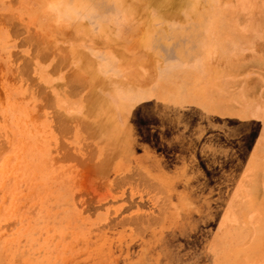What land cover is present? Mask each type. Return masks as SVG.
Returning <instances> with one entry per match:
<instances>
[{"label":"rangeland","instance_id":"rangeland-1","mask_svg":"<svg viewBox=\"0 0 264 264\" xmlns=\"http://www.w3.org/2000/svg\"><path fill=\"white\" fill-rule=\"evenodd\" d=\"M61 1L0 0V264H264V214L248 212L251 196L264 208V0L218 28L205 55L225 45L230 58L260 59L235 76L238 91L256 90L234 106L204 99V110L183 101L196 85L188 75L174 77L180 106L160 102L173 77L137 40L162 10L177 14L157 31L183 28L212 0H120L140 12L119 29ZM170 59L168 72L183 71ZM193 172L215 173L197 188Z\"/></svg>","mask_w":264,"mask_h":264},{"label":"bare ground","instance_id":"bare-ground-1","mask_svg":"<svg viewBox=\"0 0 264 264\" xmlns=\"http://www.w3.org/2000/svg\"><path fill=\"white\" fill-rule=\"evenodd\" d=\"M153 1L156 4V6L158 5L160 7L161 6H163V7L164 6L165 7L170 6L174 2V0H153ZM216 3H217L216 1L214 2V0H212V5L208 10L207 9L205 10L204 7L203 8L199 7L198 10H195V12H193L194 17L185 26H182L183 28H176V27H170V26L169 27L167 26L166 28H164V26H163V28L160 31H157L156 28L154 27L153 22L165 20L166 17L172 18L173 15L177 14V13H174V12H176V10L173 12L174 14L171 13V10H167V9L162 10L161 13L158 15V18H155L154 21L152 20L151 24H148V26H147V22H145L144 30L142 29L143 31L140 35V38L138 37L137 41L140 42V39H141V45L142 44H145V45H147V44L152 45L153 44L156 48H158L160 50L159 53H161V55L163 56L164 63H165V68H164V74L165 75H167L166 72L168 69H172L174 67L171 63H169V61L171 60L170 58H174V59H176V65L180 66L179 68L182 67V69L185 71H188L190 68H192L191 70H195L198 72V75L195 76L197 81H203L204 80V78H202V77H204L203 73H207V70H205L204 63H203V59L207 53V49L209 47H212L213 43L220 44L219 40H216V41L213 40L214 31H216L218 28H220L223 31L229 30L231 25L237 24L238 16H233V15H237L236 12H240L241 9L251 10L254 8V2L252 0H238L237 5L233 6V7H229V10H217V9L214 10L213 6ZM173 5H174V3H173ZM60 6L63 7V10H68V15H71V16H73L74 14L76 15V9L77 8H79L80 10H81V8H82V10L84 8L85 9L90 8V9H92V10H90L91 14L97 16V18L99 19V22H98L99 24H103V23L105 24V23L110 22V23L114 24L118 29H119L118 23L121 24L125 21V19L132 18L134 16L135 11L137 14H139V12H140V10H137V9L136 10H129L128 9L129 7L127 8L123 4H121L120 0H62L60 2ZM131 6H132V4H131ZM138 7L140 9V6H138ZM179 7H180V5H179ZM189 11H191V10H187V12H189ZM171 14H172V16H171ZM177 18H178V16H177ZM179 20H180V18H179ZM183 20H185V19H183ZM158 28H160V27L158 26ZM164 35H166V37H165V39H162L161 37H163ZM167 36H168V38H167ZM180 37H183V38H180ZM169 38H170V40H167ZM120 52H121V54L123 53V51H120ZM82 59H84V58L82 57ZM107 62L111 63V59L109 57H107V60H106V64L108 66ZM83 63H84V61H83ZM122 63H123V61H122ZM94 64H95V62H94ZM86 65L89 69H94V67H95L90 61H87V59H86ZM86 65H83V66H85V68H86ZM92 65H93V68H92ZM77 77L80 78V76H77ZM77 80H79V79H77ZM81 80H83V82L79 80L80 83L82 82L84 84V79H81ZM98 80H96V81H98ZM94 83H95V85L97 84L96 82H94ZM102 84H104V82H102ZM85 85H87V82ZM89 87H91V86H89ZM95 91H96V89H95ZM95 91H94V93H96ZM123 91L125 92L124 93V95H125L126 93H129L131 90L124 87ZM89 92L92 93V90L91 91L89 90L88 93ZM175 92L170 96H174ZM93 98H94V96H93ZM95 98H97V97H95ZM96 102H97V100L94 102V104ZM135 105L136 104L133 102V100H129V101L125 100V102L122 100H119V107L122 110L123 109L129 110V108L132 109ZM157 105H154V106L160 107V110L166 108L165 106L162 107L161 106L162 104H157ZM95 107H94V111H95ZM152 108H154V107H152ZM243 108L245 109L247 116L253 115V114L255 115L256 113L259 112V105L253 106L250 104H245L243 106ZM94 111L92 110L91 112L94 114ZM90 115H91V113H90ZM91 123H93V122H91ZM91 123L90 124L88 123L87 126L91 127ZM104 124H107V123H103V125ZM99 126L100 125H98V127ZM91 129H92V127H91ZM94 132H95V130H93V132H91V133H94ZM95 133H97V132H95ZM187 140H190V139H187ZM262 151L264 152V148ZM185 153L186 152H184V154ZM186 158L189 159L188 156ZM250 159H251V157H250ZM214 173L215 172H212V175H211V172H204V173L203 172H193L192 177L195 178L196 187L197 188L198 187L203 188L204 185L206 184L204 182L205 178L209 180V178H212ZM248 202H249V206L251 208L250 211L248 210V212L250 214H255L257 216H263L264 208H262L259 205H253L252 196L248 198Z\"/></svg>","mask_w":264,"mask_h":264},{"label":"crops","instance_id":"crops-1","mask_svg":"<svg viewBox=\"0 0 264 264\" xmlns=\"http://www.w3.org/2000/svg\"><path fill=\"white\" fill-rule=\"evenodd\" d=\"M216 33L217 30L214 31V35H213V40H220V37H216ZM228 47H226L225 45H222V51L219 52L218 54H212L210 55L208 58H204L203 63H204V68L205 70H207V73H203L204 74V80L198 82L196 79V75H198V72L195 70H191L192 68H190L188 70V73L184 72L185 70H183L182 68H178L181 69L183 71H179L176 69L175 72H168L169 70H167V75L165 77L166 80H168L170 77L172 78V86L171 89L172 90H176L174 96H169L171 99V101H169V97H166L167 100H163V98H161L160 96V102L164 103L166 105H176V106H180V103L183 101H193L192 103L196 106L199 107L200 109L204 110V108L202 107V100L204 99H208V98H215V99H219L220 104H228L230 106H234L235 104V100L239 99H245V97H248L252 94L253 91L256 90V86L251 85V87H241L243 88L242 90L236 89V80H235V76L237 75H242L243 73H247V70L250 67H254L255 62H259L260 59L258 58H253L249 59L248 56L244 55L241 51L240 53H238V50L236 49L235 52H231V57L230 58L227 54V52H229V50H227ZM223 51H225V54H223ZM254 55H256L254 53ZM262 56H264V54H261ZM211 60V61H210ZM209 61V62H208ZM173 75V76H172ZM188 75L190 76V78L192 80H194L196 82V85H194V87H191V94H188L186 96L183 97V101L178 100V102H176V96L178 95V87L175 83L176 77H182ZM152 76V74H151ZM169 76V78H168ZM152 80V79H151ZM260 81V80H259ZM153 82V80H152ZM214 85V90L209 93V95H206L204 93V87L207 86L208 88H212V86ZM222 85L220 90H217L218 86ZM217 86V87H216ZM216 87V88H215ZM195 88V89H194ZM194 89V90H193ZM240 92H242V97L240 95ZM172 102V104L170 103ZM224 102V103H223ZM202 104V105H201ZM219 109H223L222 105H219Z\"/></svg>","mask_w":264,"mask_h":264}]
</instances>
